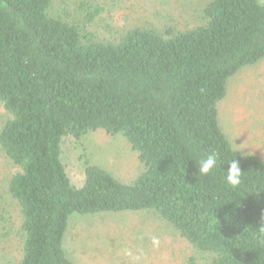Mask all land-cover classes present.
<instances>
[{
    "label": "trees",
    "instance_id": "1",
    "mask_svg": "<svg viewBox=\"0 0 264 264\" xmlns=\"http://www.w3.org/2000/svg\"><path fill=\"white\" fill-rule=\"evenodd\" d=\"M55 1L0 0V152L19 170L7 184L24 240L17 264H73L64 239L74 215L142 211L211 264H264V162L235 149L219 109L229 81L264 61V3L210 0L196 24L105 36L95 30L103 9L83 3L73 16ZM95 131L126 138L143 165L136 179L87 162L72 182L63 140ZM213 152L217 167L199 178L196 161ZM233 159L235 188L224 179Z\"/></svg>",
    "mask_w": 264,
    "mask_h": 264
},
{
    "label": "rangeland",
    "instance_id": "2",
    "mask_svg": "<svg viewBox=\"0 0 264 264\" xmlns=\"http://www.w3.org/2000/svg\"><path fill=\"white\" fill-rule=\"evenodd\" d=\"M210 0H56L79 15L82 4L103 9L95 30L107 36L132 26L163 29L169 23L189 26L200 20ZM264 3V0H261ZM221 126L235 149L264 162V61L240 71L220 104ZM8 115L0 103V129ZM62 160L72 182L83 181L86 163L130 183L143 171L139 155L122 135L90 132L65 137ZM19 170L0 152V264H17L23 254L20 210L7 184ZM73 264H211L213 254L191 246L169 223L150 211L74 215L64 239Z\"/></svg>",
    "mask_w": 264,
    "mask_h": 264
},
{
    "label": "clouds",
    "instance_id": "3",
    "mask_svg": "<svg viewBox=\"0 0 264 264\" xmlns=\"http://www.w3.org/2000/svg\"><path fill=\"white\" fill-rule=\"evenodd\" d=\"M197 163V174L198 177H204L210 175L213 170L217 167L218 164V156L215 152L208 154L205 158H201ZM229 166L225 171L226 175L224 177L227 185L235 188L238 187L242 183V174L239 161L237 159H233L227 162ZM261 227L260 231L264 232V217L261 218Z\"/></svg>",
    "mask_w": 264,
    "mask_h": 264
}]
</instances>
